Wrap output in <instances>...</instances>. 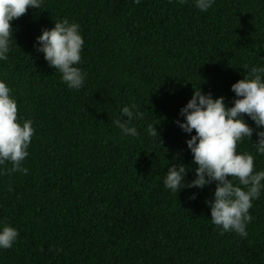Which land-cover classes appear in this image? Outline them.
<instances>
[{"label": "trees", "instance_id": "obj_1", "mask_svg": "<svg viewBox=\"0 0 264 264\" xmlns=\"http://www.w3.org/2000/svg\"><path fill=\"white\" fill-rule=\"evenodd\" d=\"M41 8L11 22L14 39L0 61L18 120L35 129L28 173L0 165V223L20 233L0 249V264H264V191L241 237L210 219L215 182L178 194L163 183L172 163L193 169L186 180L195 176L186 143L195 130L176 123L194 89L231 106V85L264 66V0H215L207 11L194 0H44ZM64 18L85 42L79 90L34 46ZM126 105L143 113L130 122L136 137L113 123ZM149 125L160 139L147 136ZM251 142L237 151L264 170Z\"/></svg>", "mask_w": 264, "mask_h": 264}, {"label": "clouds", "instance_id": "obj_2", "mask_svg": "<svg viewBox=\"0 0 264 264\" xmlns=\"http://www.w3.org/2000/svg\"><path fill=\"white\" fill-rule=\"evenodd\" d=\"M43 2L0 0V61L7 60L10 42L14 39L11 22L26 14L29 8L42 9ZM134 2L139 4L140 0ZM194 3L200 11H207L215 0H194ZM84 43L80 25L64 18L55 22L54 27L42 29L34 46L43 53L48 64L61 73V79L68 88L79 90L87 76L78 66ZM231 90L235 99L228 106L224 96L214 97L211 93H204L200 87L199 90L194 89L191 98L180 109L183 120L176 123L185 133L191 134L195 130V134L186 140L192 162L196 165L195 176L186 180L187 173L193 169L183 163H172L163 183L165 188L178 194L185 187L203 189L215 182L213 197L205 201L210 207L212 223L220 227L222 233L234 231L246 237L247 225L253 219L249 213L252 201L264 191V170L254 172V156L238 152L237 144L244 138L251 142L255 133L257 139L251 143L258 154L264 155V66L251 67L247 76L231 85ZM10 93L11 88L0 79V165L10 162L9 174H27L23 161L29 155L28 148L35 129L30 119H23L22 123L18 120L17 102ZM135 109L136 105L123 106L113 121L124 136L139 135L137 128L130 126L134 119L143 118V113ZM244 114L255 123V128L249 125ZM146 134L160 139L155 125H149ZM195 196L193 193L192 198ZM19 235L15 227L0 223V249L11 248Z\"/></svg>", "mask_w": 264, "mask_h": 264}]
</instances>
